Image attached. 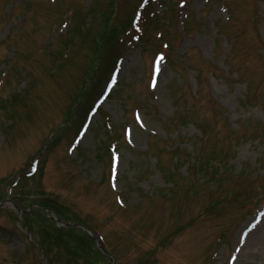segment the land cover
<instances>
[{"label":"rangeland","instance_id":"1","mask_svg":"<svg viewBox=\"0 0 264 264\" xmlns=\"http://www.w3.org/2000/svg\"><path fill=\"white\" fill-rule=\"evenodd\" d=\"M30 1L0 0V62L19 56L0 94V202L23 210L42 202L79 219L101 235L114 264H264V250L229 260L264 209V0ZM133 16L144 38H133ZM160 31L174 47L149 90ZM122 37L133 43L124 51ZM66 43L70 57L53 73L56 58L47 56ZM121 52L118 85L71 152ZM195 116L205 135L195 120L187 124ZM199 154L223 158L218 182L202 179L206 168L192 161ZM11 202L0 208V264H40ZM31 213L45 264H64L56 224ZM66 229L63 250L84 254L81 264H106L88 232ZM259 229L248 239L264 245V223Z\"/></svg>","mask_w":264,"mask_h":264},{"label":"bare ground","instance_id":"2","mask_svg":"<svg viewBox=\"0 0 264 264\" xmlns=\"http://www.w3.org/2000/svg\"><path fill=\"white\" fill-rule=\"evenodd\" d=\"M257 219H258V217L254 218L253 220H251L249 222L250 227H249V230H247V231H248L249 234H252L251 237L258 236L259 232H257L256 230H260L261 229V228L259 229L260 225H262L264 223V217L261 216V219H259L260 221H259L258 225H255L254 222H256ZM245 230H246V228L244 230H242V232L240 234V237L242 235H244ZM260 234H261V232H260ZM249 240L250 239L245 240V241H240L242 243H240L238 245V247H237L239 255H241V254L246 255V254H248V252L253 254V253L258 252L260 250H264V245H255L254 243H252V241H249Z\"/></svg>","mask_w":264,"mask_h":264}]
</instances>
